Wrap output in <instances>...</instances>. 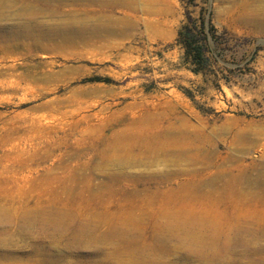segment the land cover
<instances>
[{
	"label": "rangeland",
	"instance_id": "obj_1",
	"mask_svg": "<svg viewBox=\"0 0 264 264\" xmlns=\"http://www.w3.org/2000/svg\"><path fill=\"white\" fill-rule=\"evenodd\" d=\"M0 264H264V0H0Z\"/></svg>",
	"mask_w": 264,
	"mask_h": 264
},
{
	"label": "trees",
	"instance_id": "obj_2",
	"mask_svg": "<svg viewBox=\"0 0 264 264\" xmlns=\"http://www.w3.org/2000/svg\"><path fill=\"white\" fill-rule=\"evenodd\" d=\"M201 14L198 21L192 20L188 16L187 24L181 28L177 38V43L184 50L186 61L190 62L193 67L192 71L195 73H201L205 70V65L208 62L205 54L208 34L211 38H214L213 27L209 22H205Z\"/></svg>",
	"mask_w": 264,
	"mask_h": 264
},
{
	"label": "bare ground",
	"instance_id": "obj_3",
	"mask_svg": "<svg viewBox=\"0 0 264 264\" xmlns=\"http://www.w3.org/2000/svg\"><path fill=\"white\" fill-rule=\"evenodd\" d=\"M50 1V0H49ZM52 1V0H51ZM56 1V0H55ZM58 1V0H57ZM66 31V30H65ZM71 31V30H70ZM77 32V31H76ZM79 35V34H78ZM81 35V34H80ZM185 129V128H184ZM195 131V130H194ZM194 131H190V132H194ZM199 130H196V132H198ZM202 132V131H200ZM195 133V132H194ZM199 133V132H198ZM187 134H189L186 130H183L182 128H179L175 131H173L172 127L168 128L165 127L164 129L161 130V133L157 136L151 135V136H147L145 137L144 141L141 142V144H144V147L146 148V155H147V160L149 162H153L156 163L159 160L160 156H165L166 153L158 148H156L155 144H157L158 142V138L159 137H165V139H167L168 137L169 140L173 139L174 137L177 138H186ZM195 135V134H194ZM200 135V133H199ZM203 135V133H202ZM197 138H199L198 136H196ZM201 137V136H200ZM188 138V137H187ZM190 138V137H189ZM195 138V137H194ZM193 139V138H192ZM196 139V138H195ZM161 142V141H160ZM141 164V163H140Z\"/></svg>",
	"mask_w": 264,
	"mask_h": 264
}]
</instances>
